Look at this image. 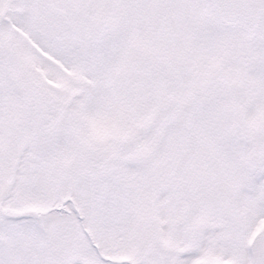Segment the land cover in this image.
<instances>
[{
  "label": "rangeland",
  "instance_id": "rangeland-1",
  "mask_svg": "<svg viewBox=\"0 0 264 264\" xmlns=\"http://www.w3.org/2000/svg\"><path fill=\"white\" fill-rule=\"evenodd\" d=\"M0 205V264H258L264 15L0 0Z\"/></svg>",
  "mask_w": 264,
  "mask_h": 264
},
{
  "label": "water",
  "instance_id": "water-1",
  "mask_svg": "<svg viewBox=\"0 0 264 264\" xmlns=\"http://www.w3.org/2000/svg\"><path fill=\"white\" fill-rule=\"evenodd\" d=\"M216 18L228 27H239L247 41L253 40L259 31L264 15L263 0H208ZM0 205V214H4ZM259 264H264L262 253Z\"/></svg>",
  "mask_w": 264,
  "mask_h": 264
},
{
  "label": "flooded vegetation",
  "instance_id": "flooded-vegetation-1",
  "mask_svg": "<svg viewBox=\"0 0 264 264\" xmlns=\"http://www.w3.org/2000/svg\"><path fill=\"white\" fill-rule=\"evenodd\" d=\"M262 253L263 254V258H264V234L263 236L259 239L258 242V257L259 254ZM259 263V262H258Z\"/></svg>",
  "mask_w": 264,
  "mask_h": 264
}]
</instances>
